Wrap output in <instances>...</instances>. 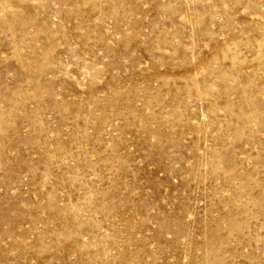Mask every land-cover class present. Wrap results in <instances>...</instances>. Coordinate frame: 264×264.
I'll return each instance as SVG.
<instances>
[{"label":"rangeland","instance_id":"1","mask_svg":"<svg viewBox=\"0 0 264 264\" xmlns=\"http://www.w3.org/2000/svg\"><path fill=\"white\" fill-rule=\"evenodd\" d=\"M0 264H264V0H0Z\"/></svg>","mask_w":264,"mask_h":264}]
</instances>
